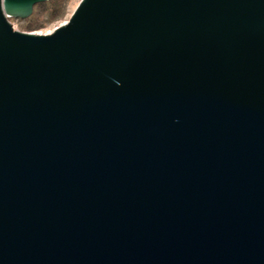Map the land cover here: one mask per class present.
Instances as JSON below:
<instances>
[{
    "label": "water",
    "instance_id": "obj_1",
    "mask_svg": "<svg viewBox=\"0 0 264 264\" xmlns=\"http://www.w3.org/2000/svg\"><path fill=\"white\" fill-rule=\"evenodd\" d=\"M0 0V264H264V0Z\"/></svg>",
    "mask_w": 264,
    "mask_h": 264
},
{
    "label": "rangeland",
    "instance_id": "obj_2",
    "mask_svg": "<svg viewBox=\"0 0 264 264\" xmlns=\"http://www.w3.org/2000/svg\"><path fill=\"white\" fill-rule=\"evenodd\" d=\"M80 0H46L37 3L27 18L8 17L14 29L35 34H47L68 21Z\"/></svg>",
    "mask_w": 264,
    "mask_h": 264
}]
</instances>
